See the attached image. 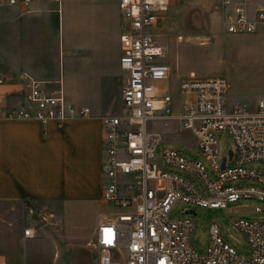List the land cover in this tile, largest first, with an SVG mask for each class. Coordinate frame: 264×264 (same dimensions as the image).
<instances>
[{
	"label": "built area",
	"instance_id": "2783aa9c",
	"mask_svg": "<svg viewBox=\"0 0 264 264\" xmlns=\"http://www.w3.org/2000/svg\"><path fill=\"white\" fill-rule=\"evenodd\" d=\"M65 1L0 0V6L32 11L43 3L61 11ZM182 1L118 0L121 66L127 80L122 111L102 119V199L124 212L97 225L93 239L97 264H264V218L249 217L264 215V99L254 110L229 106L226 79L203 78L195 72L181 78L179 106L168 88L159 87L174 71L164 61L166 50L157 41V31ZM249 1L218 0L225 33L264 34V8L250 17L241 6ZM24 79V94L33 109L0 106V119L63 122L78 111L90 113L89 107L69 102L62 89L47 91L34 78ZM9 81L14 82L0 73V86ZM155 121L175 122L179 130L190 131L199 153L187 155L177 147L162 146V134L150 126ZM221 134L232 138L233 150L223 149ZM247 201L253 202L251 210L232 221L246 241V253L225 240L216 221L210 225L208 244L201 242L203 250L197 248L193 241L197 221L190 216L196 215L194 207L227 212L230 205L242 207ZM180 204L187 205L183 210L187 215L171 218ZM38 235L34 226L23 231L26 239ZM0 264L9 262L0 256Z\"/></svg>",
	"mask_w": 264,
	"mask_h": 264
},
{
	"label": "crops",
	"instance_id": "0c3cea01",
	"mask_svg": "<svg viewBox=\"0 0 264 264\" xmlns=\"http://www.w3.org/2000/svg\"><path fill=\"white\" fill-rule=\"evenodd\" d=\"M241 6L253 17L264 0ZM0 12V73L14 80L0 86V106L33 109L24 94V76H30L45 90L62 89L69 102L90 108L88 115L78 111L63 122L0 119V202L37 200L61 209L103 200L100 105L109 88L124 89L127 80L118 0H67L61 11L43 3L32 11L0 6ZM181 101L174 100L177 106Z\"/></svg>",
	"mask_w": 264,
	"mask_h": 264
},
{
	"label": "rangeland",
	"instance_id": "374dc122",
	"mask_svg": "<svg viewBox=\"0 0 264 264\" xmlns=\"http://www.w3.org/2000/svg\"><path fill=\"white\" fill-rule=\"evenodd\" d=\"M217 5L215 0H184L160 24L157 41L165 47L164 61L174 68L172 80L166 85L177 102L183 99L177 75L194 71L203 78L223 77L229 84V106L240 104L254 110L264 99V35L218 34L225 32ZM178 36L184 40L179 41ZM52 44L55 50L56 41ZM59 45L62 50L61 40ZM122 89L109 88L106 104L100 105L104 116L122 111ZM150 126L162 133V146L177 147L187 155L199 153L196 137L190 131L179 130L177 123L155 121ZM220 140L223 149L235 148L230 136L221 134ZM245 204H232L227 212L194 207L196 215L190 216L197 221L193 240L197 248L203 250L201 242L208 244L210 225L216 221L223 227L225 240L246 253V241L232 223L251 210L253 202ZM186 206L178 205L171 218L187 215L183 213ZM123 212L104 200L79 202L61 209L37 200L0 202V256L9 264H97L93 246L97 224ZM249 217L260 219L264 215ZM28 226L39 229V235L25 242L23 231Z\"/></svg>",
	"mask_w": 264,
	"mask_h": 264
},
{
	"label": "water",
	"instance_id": "95a60500",
	"mask_svg": "<svg viewBox=\"0 0 264 264\" xmlns=\"http://www.w3.org/2000/svg\"><path fill=\"white\" fill-rule=\"evenodd\" d=\"M230 155L232 156V152L230 153ZM224 164H225V161H224ZM224 164H223V166H224ZM190 213H194V211H190Z\"/></svg>",
	"mask_w": 264,
	"mask_h": 264
},
{
	"label": "bare ground",
	"instance_id": "6f19581e",
	"mask_svg": "<svg viewBox=\"0 0 264 264\" xmlns=\"http://www.w3.org/2000/svg\"><path fill=\"white\" fill-rule=\"evenodd\" d=\"M203 45V44H202Z\"/></svg>",
	"mask_w": 264,
	"mask_h": 264
}]
</instances>
